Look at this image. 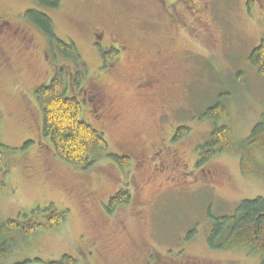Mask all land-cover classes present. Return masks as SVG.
I'll list each match as a JSON object with an SVG mask.
<instances>
[{
  "label": "rangeland",
  "instance_id": "1",
  "mask_svg": "<svg viewBox=\"0 0 264 264\" xmlns=\"http://www.w3.org/2000/svg\"><path fill=\"white\" fill-rule=\"evenodd\" d=\"M249 1L62 0L51 9L0 0V143L7 172L0 232L36 209L68 212L55 228L16 238L0 264H51L65 255L78 264H146L148 258L151 264H261L247 249L211 250L208 238L214 222L242 201L264 199V178L245 175L231 150L198 167L199 149L215 127H228L238 148L264 115V77L250 62L264 39V0ZM27 11L47 16L55 36L76 46L81 63L56 58ZM100 31L101 41L94 39ZM109 41L125 49L105 64ZM162 51L171 57L166 69ZM58 66L66 94L82 104V120L104 134L109 154H131L128 168L105 154L90 169L70 165L43 137L35 93ZM143 78L151 79L150 88H138ZM218 102L225 118H203ZM180 127L188 135L175 141ZM122 190L131 202L110 214L109 201Z\"/></svg>",
  "mask_w": 264,
  "mask_h": 264
},
{
  "label": "trees",
  "instance_id": "2",
  "mask_svg": "<svg viewBox=\"0 0 264 264\" xmlns=\"http://www.w3.org/2000/svg\"><path fill=\"white\" fill-rule=\"evenodd\" d=\"M39 5L58 9L62 0H33ZM27 21L41 29L46 35L50 49L58 59L81 63L76 46L67 45L54 34L52 21L36 11H27ZM118 54L114 51L103 52L105 63L113 62ZM250 62L264 77V39L250 54ZM67 86L63 74H58L48 85L36 90V99L43 112V137L50 140L56 155L64 162L90 169L105 154L121 168H128L130 159L109 154V144L103 133L94 129L82 120L83 108L74 98L66 94ZM226 109L221 102L209 108L203 118L222 120ZM1 132V118H0ZM189 128L180 127L175 134V141L188 135ZM235 151L240 157V167L245 175H257L264 178V115L262 120L252 129L249 137L235 147L228 127H215L209 140L199 149L198 167L204 166L211 158L224 151ZM5 147L0 143V194L6 189L4 169ZM131 195L127 191H119L111 197L108 205L110 214L123 205L130 204ZM40 213L44 220L37 218ZM67 211L59 212L52 205L44 210L36 209L24 219L10 220L4 224L0 232V257L6 256L15 242L21 236H34L40 230H50L66 220ZM208 246L211 250L226 251L229 249H247L261 258L264 264V199L242 201L231 216L216 220L211 229ZM51 264H78V261L65 255L58 262Z\"/></svg>",
  "mask_w": 264,
  "mask_h": 264
},
{
  "label": "flooded vegetation",
  "instance_id": "3",
  "mask_svg": "<svg viewBox=\"0 0 264 264\" xmlns=\"http://www.w3.org/2000/svg\"><path fill=\"white\" fill-rule=\"evenodd\" d=\"M192 1V0H191ZM249 4L251 5H253L254 4V2H253V0H250L249 1ZM29 22V21H28ZM30 24H32L31 22H29ZM4 25H5V23L3 24V26L2 27H4ZM9 28V22H7L6 23V28ZM10 32V30L7 32V33H9ZM21 32V31H20ZM14 33V32H13ZM14 34H16V33H14ZM105 32L104 31H100V34L99 35H95V38L94 39H97V40H99V41H101V38H102V36H104L105 37ZM112 45H113V47L112 48H110V49H108V50H106L105 52H107V51H114V52H116L117 54H118V56L116 57V59H118V57H119V55H122L123 53H124V49L125 48H123V46H120V45H118V44H116L115 42H113V41H109ZM130 47V46H129ZM163 52V51H162ZM164 53V60H165V65H163V67H161V69H166L167 67H168V65L170 64V56H169V52L168 51H166V53L168 54H166L165 52H163ZM158 55H160L161 56V52H158ZM116 59L114 60V61H116ZM121 59V58H120ZM119 59V60H120ZM113 61V62H114ZM105 64H108V63H105ZM51 65V64H50ZM62 69V67L61 66H58L57 67V70H58V72H57V74H55V77L60 73V70ZM148 76H150V74H147V77ZM54 77V78H55ZM152 83V81H151V79H145V78H143V79H139L138 80V88H150L149 86H150V84ZM95 87H99V86H96V84L93 86V88H95ZM68 88V87H67ZM69 89V88H68ZM70 98H74V99H76L78 102H79V100L77 99V98H75V97H70ZM87 101V99L85 100V102ZM80 103V102H79ZM81 104V103H80ZM81 106H82V104H81ZM126 156H123V157H127L128 159H130V160H132V157H131V154H125ZM156 157H158L159 156V153L158 154H156L155 155ZM92 255V253L91 252H89L88 253V255H87V257L89 258V256H91ZM150 258H148V262L146 263V264H151V262H150V260H149ZM161 264V263H160ZM165 264V263H164Z\"/></svg>",
  "mask_w": 264,
  "mask_h": 264
}]
</instances>
